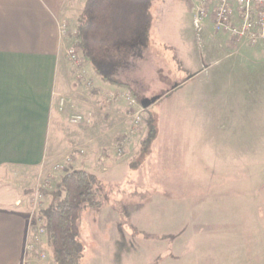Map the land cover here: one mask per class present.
<instances>
[{
	"label": "rangeland",
	"instance_id": "obj_1",
	"mask_svg": "<svg viewBox=\"0 0 264 264\" xmlns=\"http://www.w3.org/2000/svg\"><path fill=\"white\" fill-rule=\"evenodd\" d=\"M189 6L190 0H154L143 58L117 73L127 88L114 89H128L141 107L143 98L160 96L142 107L137 125L124 101L105 103L107 90L95 86L80 53L86 120L77 129L89 133L104 123L109 129L107 105L123 113L122 128L111 142L83 139L75 157L58 155L38 170L33 188L18 194L26 237L31 227L45 226L48 192L64 171L85 168L103 180L105 196L100 208L80 216L85 263L264 264V46L226 48L211 31H195ZM65 61L71 72L81 70L66 54ZM96 91L98 113L87 100ZM67 106L62 111L71 129L75 111ZM150 120L155 135L143 145ZM121 137L127 141L118 154ZM3 186L0 194L10 190ZM43 247L49 250L46 235Z\"/></svg>",
	"mask_w": 264,
	"mask_h": 264
},
{
	"label": "crops",
	"instance_id": "obj_2",
	"mask_svg": "<svg viewBox=\"0 0 264 264\" xmlns=\"http://www.w3.org/2000/svg\"><path fill=\"white\" fill-rule=\"evenodd\" d=\"M85 1L0 0V183L10 189L0 194V264H24L27 218L18 212L23 209L18 194L33 188L38 170L58 155L62 160L70 153L75 157L81 140L91 138L94 145L105 144L122 128L119 116L123 113L113 106L105 107L111 127L96 124L89 133H81L78 124L68 128L59 107L63 95L69 110L79 114L84 110L85 86L77 83L80 78L65 61L69 39L61 36L59 24H78ZM218 37L226 48L235 47L226 35ZM93 75L95 86L103 92L117 88L94 71ZM94 94L87 100L98 113L95 99L100 94ZM75 159L74 165L80 161Z\"/></svg>",
	"mask_w": 264,
	"mask_h": 264
},
{
	"label": "trees",
	"instance_id": "obj_3",
	"mask_svg": "<svg viewBox=\"0 0 264 264\" xmlns=\"http://www.w3.org/2000/svg\"><path fill=\"white\" fill-rule=\"evenodd\" d=\"M154 0H86L78 19L79 49L94 73L106 83L122 86L116 76L143 58L153 23ZM155 135L153 120L143 145ZM103 180L85 168L62 174L43 210L47 246L54 264H87L79 242V221L86 209L105 202ZM44 194V192H42ZM45 194H47L45 192Z\"/></svg>",
	"mask_w": 264,
	"mask_h": 264
},
{
	"label": "built area",
	"instance_id": "obj_4",
	"mask_svg": "<svg viewBox=\"0 0 264 264\" xmlns=\"http://www.w3.org/2000/svg\"><path fill=\"white\" fill-rule=\"evenodd\" d=\"M190 15L196 32L211 31L213 35L224 34L233 46L247 45L251 47L264 46V0H190ZM61 36L69 39L66 56L75 67H80L77 76L83 78L84 62L80 55L77 26H69L65 21L59 24ZM86 82V86L90 85ZM65 97L60 98V109L64 107ZM122 100L127 105L128 117L137 125L142 118L144 109L128 89H111L105 94V103ZM70 122L77 124L86 119L82 114H71ZM131 130V129H130ZM127 137H121L117 143L120 154L125 146ZM57 166L55 168H59ZM37 196L42 197L37 193ZM46 228L43 225L31 227L24 244V260L35 261L36 264H54L49 250L43 247Z\"/></svg>",
	"mask_w": 264,
	"mask_h": 264
},
{
	"label": "water",
	"instance_id": "obj_5",
	"mask_svg": "<svg viewBox=\"0 0 264 264\" xmlns=\"http://www.w3.org/2000/svg\"><path fill=\"white\" fill-rule=\"evenodd\" d=\"M160 98V96H154L151 98H143L140 103L142 105V107L147 108L148 106H150L151 104H153L154 102H156V100H158Z\"/></svg>",
	"mask_w": 264,
	"mask_h": 264
}]
</instances>
